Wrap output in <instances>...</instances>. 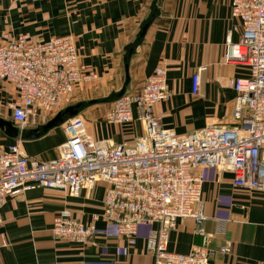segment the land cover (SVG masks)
Wrapping results in <instances>:
<instances>
[{"label":"crops","instance_id":"0c3cea01","mask_svg":"<svg viewBox=\"0 0 264 264\" xmlns=\"http://www.w3.org/2000/svg\"><path fill=\"white\" fill-rule=\"evenodd\" d=\"M151 1L0 0V43L19 35L33 43L70 34L80 60L97 75L95 89L109 90V94L121 87L124 48L135 39ZM229 5L230 0H157L158 13L130 56L126 88L130 92L139 91L156 69L165 71L169 98L155 103L153 113L177 135L208 123H233L235 92L230 80L240 69L224 61V51L228 33L235 42L239 28L230 17ZM200 68L204 69L199 72L198 92L193 94L192 75ZM11 103L18 104L15 89L0 81L1 118L11 120ZM106 109L85 111L86 133L92 138L131 142L143 133L137 120L120 129L100 123ZM33 127L28 124L25 129ZM64 141L62 125L36 139L10 138L0 130L3 146L19 142L26 156L39 161L53 160L56 147ZM198 173L203 179L198 208L209 217L205 232L214 233L216 219L226 220L225 233L210 238L209 245L231 244L230 253L217 254L215 263L264 264V192L235 187L230 173L218 174L213 168ZM104 188L98 182L78 196L35 188L6 197L0 209V264H152V256L145 250L146 226L139 227L134 245H128L114 225L102 221L96 223L99 231L85 245L51 234L54 216L62 209L78 221L88 222L89 215L101 208ZM200 242L193 219L184 217L170 231L167 248L184 254Z\"/></svg>","mask_w":264,"mask_h":264},{"label":"built area","instance_id":"2783aa9c","mask_svg":"<svg viewBox=\"0 0 264 264\" xmlns=\"http://www.w3.org/2000/svg\"><path fill=\"white\" fill-rule=\"evenodd\" d=\"M230 17L238 22L239 36L225 39L224 61L236 65L239 75L230 80L235 92L230 125L211 123L177 135L162 126L153 105L169 98L165 71L156 69L137 92H125L113 101L101 119L106 125L128 126L137 120L143 133L131 142L94 139L79 117L64 125L65 141L50 161L26 156L19 142L0 143V209L8 196L35 188L78 196L95 183L105 185L98 212L88 222L62 209L54 216L51 234L78 245L98 233L96 223L115 226L128 245L146 226L145 250L152 264H216L217 254H229L231 244L212 248L209 239L225 233L226 220L211 235L204 230L209 219L199 209L203 168L230 173L232 185L264 192V0H230ZM200 68L192 75L191 92H198ZM96 73L80 60L70 34L27 43L25 35L0 43V81L15 89L18 104H10L13 125L44 123L49 113L72 97ZM190 217L201 242L187 253L167 248L169 233L179 219ZM2 218L0 216V226Z\"/></svg>","mask_w":264,"mask_h":264},{"label":"water","instance_id":"95a60500","mask_svg":"<svg viewBox=\"0 0 264 264\" xmlns=\"http://www.w3.org/2000/svg\"><path fill=\"white\" fill-rule=\"evenodd\" d=\"M156 1L157 0L151 1L150 12L148 16L140 23L135 39L131 43L126 45L124 48V55H123L124 78L121 87L118 91H112L105 97L95 98L90 100H82L75 104L68 105L63 109L58 110L55 113V115H53V117H51L46 122L38 124L30 129L19 130V128L13 125V123L10 120H5L0 117V130L3 131L4 134L10 138L36 139L44 135L50 129L61 126L65 124L67 121L75 118L80 112H82L87 107H90L95 104L110 103L121 97L125 93L127 85L130 80L128 73V63L130 56L134 53L136 46L142 41L148 26L150 25L156 14L158 13V10L156 8Z\"/></svg>","mask_w":264,"mask_h":264},{"label":"rangeland","instance_id":"374dc122","mask_svg":"<svg viewBox=\"0 0 264 264\" xmlns=\"http://www.w3.org/2000/svg\"><path fill=\"white\" fill-rule=\"evenodd\" d=\"M96 81L94 80L92 83H89V84H83L82 85V87H80L79 89H77L76 91H75V93L73 94V96L72 97H70V98H68V100L67 101H65V102H63V103H61L60 104V109H63L64 107H66V106H68V105H72V104H75V103H77V102H79V101H82V100H90V99H95V98H101V97H104L105 95H107L108 93H107V91H109V90H106V89H101V90H98V88L97 89H95V85H96V83H95ZM120 87H118V89H119ZM114 90H117V89H114ZM127 92H130L129 90H126ZM125 91V92H126ZM112 103L113 102H110V103H102V104H95V105H93V106H90L91 108H87V110H84V112H83V114H82V112H80L76 117H79L80 119H82L84 122L86 121V118H85V111H89L88 109H99V111H101V109H103V108H107L103 113H101V117L99 118L100 120H99V122L100 123H102L101 122V119H102V117L104 116V114L112 107ZM59 109V110H60ZM58 111V110H57ZM56 111V109H53L50 113H49V115H48V117H47V119L45 120V122L47 121V120H49L51 117H53V115H55V113L57 112ZM6 120V119H5ZM98 122V121H97ZM39 124H41V123H39ZM208 124H211V123H208ZM220 124H224V123H220ZM102 125H104V124H102ZM63 126V130L65 131V129H64V127H65V125L63 124L62 125ZM107 126H111L112 128H114V126H117V128H119V126L118 125H107ZM120 129V128H119ZM64 134H65V132H64ZM1 143V142H0Z\"/></svg>","mask_w":264,"mask_h":264}]
</instances>
